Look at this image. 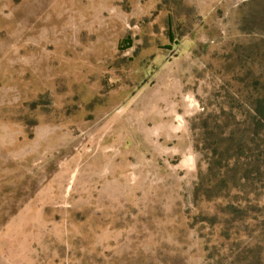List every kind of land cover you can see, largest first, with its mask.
Wrapping results in <instances>:
<instances>
[{"label":"rangeland","instance_id":"374dc122","mask_svg":"<svg viewBox=\"0 0 264 264\" xmlns=\"http://www.w3.org/2000/svg\"><path fill=\"white\" fill-rule=\"evenodd\" d=\"M260 100L264 0H0V264H264Z\"/></svg>","mask_w":264,"mask_h":264},{"label":"trees","instance_id":"16d2710c","mask_svg":"<svg viewBox=\"0 0 264 264\" xmlns=\"http://www.w3.org/2000/svg\"><path fill=\"white\" fill-rule=\"evenodd\" d=\"M257 112L258 114L261 116L262 118V121L264 122V101H261L259 102V107L257 108ZM261 121V122H262ZM262 122V123H263ZM261 263V262H260Z\"/></svg>","mask_w":264,"mask_h":264}]
</instances>
